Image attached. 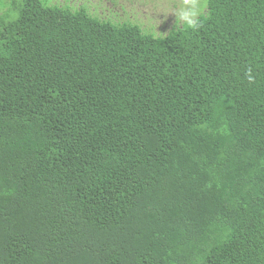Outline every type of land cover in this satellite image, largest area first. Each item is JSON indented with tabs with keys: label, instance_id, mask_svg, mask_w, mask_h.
I'll list each match as a JSON object with an SVG mask.
<instances>
[{
	"label": "trees",
	"instance_id": "16d2710c",
	"mask_svg": "<svg viewBox=\"0 0 264 264\" xmlns=\"http://www.w3.org/2000/svg\"><path fill=\"white\" fill-rule=\"evenodd\" d=\"M5 7L0 264H264V0L160 38Z\"/></svg>",
	"mask_w": 264,
	"mask_h": 264
},
{
	"label": "rangeland",
	"instance_id": "374dc122",
	"mask_svg": "<svg viewBox=\"0 0 264 264\" xmlns=\"http://www.w3.org/2000/svg\"><path fill=\"white\" fill-rule=\"evenodd\" d=\"M44 1L47 3V0ZM49 3L68 4L76 8L84 6L90 13L102 19H110L115 22L129 21L140 25L145 32L149 33L154 32L159 19L162 21L158 27V31L163 34L161 36H165L176 27L182 26L176 25L174 15L170 14L165 18L163 14L172 3V0H49ZM0 4V6H4L6 0H1ZM6 9L5 7V9L1 8L0 10L4 11Z\"/></svg>",
	"mask_w": 264,
	"mask_h": 264
},
{
	"label": "clouds",
	"instance_id": "9594fccd",
	"mask_svg": "<svg viewBox=\"0 0 264 264\" xmlns=\"http://www.w3.org/2000/svg\"><path fill=\"white\" fill-rule=\"evenodd\" d=\"M208 5V0H172L167 10L163 12L165 18L168 15H174L176 18V25L186 26L192 31L199 30L202 26L201 17L204 14ZM161 20H157L153 35L160 38L162 33L158 31Z\"/></svg>",
	"mask_w": 264,
	"mask_h": 264
}]
</instances>
